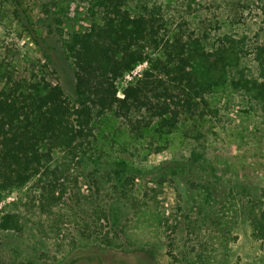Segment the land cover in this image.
Returning a JSON list of instances; mask_svg holds the SVG:
<instances>
[{"label": "rangeland", "instance_id": "374dc122", "mask_svg": "<svg viewBox=\"0 0 264 264\" xmlns=\"http://www.w3.org/2000/svg\"><path fill=\"white\" fill-rule=\"evenodd\" d=\"M101 1L0 0V67L19 78L36 70L75 100L67 41L99 22ZM123 6L131 14H164L183 48L204 33L210 50L243 41L228 79L257 75L252 49L264 45V0ZM115 85L123 97L125 81ZM122 111L94 109L75 161L53 153L51 165L62 167L68 189L57 203L42 209L36 177L0 197V219L14 213L20 220L17 230L0 228V264H264L262 243L242 212L251 198L241 189L252 197L264 188L262 102L227 82L194 95L174 127L147 112Z\"/></svg>", "mask_w": 264, "mask_h": 264}, {"label": "trees", "instance_id": "16d2710c", "mask_svg": "<svg viewBox=\"0 0 264 264\" xmlns=\"http://www.w3.org/2000/svg\"><path fill=\"white\" fill-rule=\"evenodd\" d=\"M124 4L125 0H102L99 22L86 32L70 35L67 50L75 67V100L67 97L60 84L36 70L19 78L0 67V197L36 177L43 210L62 199L68 189L60 176L62 167L51 165L53 153H63L62 162L75 161L83 140L91 135L94 109L118 107L124 116L132 110L147 112L160 119L161 126L174 127L179 115L191 107L194 95L227 82L251 93L264 109V45L253 44L256 76L228 79L229 70L239 64L243 41L234 50H210L204 33L183 48L181 34L169 29L164 14L154 8L131 14ZM158 50L163 57L150 59L149 69L118 97L116 80ZM236 187L233 183L231 190ZM241 189L251 198L242 212L264 252V188H258L252 197L249 188ZM103 221H108L107 212H103ZM19 227L14 213L1 216V229Z\"/></svg>", "mask_w": 264, "mask_h": 264}, {"label": "built area", "instance_id": "2783aa9c", "mask_svg": "<svg viewBox=\"0 0 264 264\" xmlns=\"http://www.w3.org/2000/svg\"><path fill=\"white\" fill-rule=\"evenodd\" d=\"M146 66H147L146 60L138 62L130 70L124 72V74L121 76L122 81H125L126 86L128 84H131L132 81H136L138 78L142 76Z\"/></svg>", "mask_w": 264, "mask_h": 264}]
</instances>
